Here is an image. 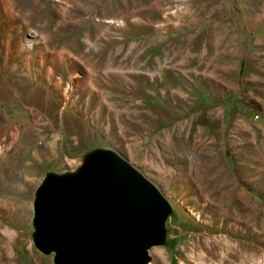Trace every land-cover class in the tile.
<instances>
[{"label":"rangeland","instance_id":"374dc122","mask_svg":"<svg viewBox=\"0 0 264 264\" xmlns=\"http://www.w3.org/2000/svg\"><path fill=\"white\" fill-rule=\"evenodd\" d=\"M15 79L56 108L0 93V264H54L36 189L95 148L172 204L148 264H264V0H0V88Z\"/></svg>","mask_w":264,"mask_h":264},{"label":"water","instance_id":"95a60500","mask_svg":"<svg viewBox=\"0 0 264 264\" xmlns=\"http://www.w3.org/2000/svg\"><path fill=\"white\" fill-rule=\"evenodd\" d=\"M33 211V241L54 264H148L173 207L120 153L95 148L75 170L46 174Z\"/></svg>","mask_w":264,"mask_h":264},{"label":"bare ground","instance_id":"6f19581e","mask_svg":"<svg viewBox=\"0 0 264 264\" xmlns=\"http://www.w3.org/2000/svg\"><path fill=\"white\" fill-rule=\"evenodd\" d=\"M19 74L22 75L21 73ZM53 74H54L53 70L50 69L49 70L50 77H52ZM30 75L31 74L26 75V77H30ZM0 93L2 94L1 99H6V100L13 99L15 101L14 105L10 109L11 111L20 112L24 114L26 113L31 115V114H39L41 112H44V110H46V107L49 108L50 105L51 106L53 105L52 111H54L56 108L55 107L56 105L54 104L55 101L48 97V94H46V89L44 91L39 88L37 89L36 87H34L33 83H30L29 81L23 82L19 80L17 81L15 79L10 84H6L2 88H0Z\"/></svg>","mask_w":264,"mask_h":264}]
</instances>
